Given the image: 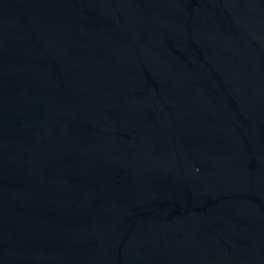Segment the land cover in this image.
I'll return each mask as SVG.
<instances>
[{
  "label": "water",
  "instance_id": "1",
  "mask_svg": "<svg viewBox=\"0 0 264 264\" xmlns=\"http://www.w3.org/2000/svg\"><path fill=\"white\" fill-rule=\"evenodd\" d=\"M0 264H264V0H0Z\"/></svg>",
  "mask_w": 264,
  "mask_h": 264
}]
</instances>
